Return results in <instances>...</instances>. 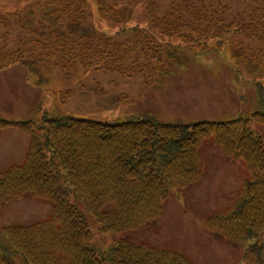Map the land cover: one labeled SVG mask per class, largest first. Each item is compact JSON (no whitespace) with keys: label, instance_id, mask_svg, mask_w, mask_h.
Here are the masks:
<instances>
[{"label":"trees","instance_id":"1","mask_svg":"<svg viewBox=\"0 0 264 264\" xmlns=\"http://www.w3.org/2000/svg\"><path fill=\"white\" fill-rule=\"evenodd\" d=\"M250 1V13L228 18L229 7L204 0H173L161 15L145 0H98L100 19L117 26L111 37L62 29L87 16V0L30 4L10 13L23 33L15 43L6 31L0 34V69L19 61L37 84L47 82L40 73L44 65L73 74L167 73L183 48L217 52L231 33L263 38L264 5ZM134 9L146 18L143 29L132 24ZM35 16L46 26H37ZM251 62L248 68L256 70V60ZM257 87L256 110L226 121L165 123L148 114L96 121L37 109L23 121L0 118V130L14 129L28 139L23 161L0 170V209L20 196L50 204L43 220L0 227V264H193L175 252L125 239L96 246L79 203L104 232L137 229L161 214L172 188L200 179L202 145L219 147L246 172L235 203L209 217L208 228L242 244L247 264H264V139L250 126L264 125V86ZM68 92H62L61 103Z\"/></svg>","mask_w":264,"mask_h":264},{"label":"rangeland","instance_id":"2","mask_svg":"<svg viewBox=\"0 0 264 264\" xmlns=\"http://www.w3.org/2000/svg\"><path fill=\"white\" fill-rule=\"evenodd\" d=\"M44 1L47 0H0V21L6 19V25L0 24V34L6 31L10 44H14L23 33L13 24L10 13ZM172 1L144 3H153L156 15H161ZM204 1L229 7L228 18L241 12L248 14L253 8L250 0ZM260 1L264 5V0ZM87 2V16L68 24L69 27L64 24L62 29L70 32L71 28L74 36H113L117 26L100 19L98 0ZM133 14L132 24L139 22L143 29L146 18L141 9H134ZM34 23L46 26L36 16ZM177 57L178 62L167 73L149 70L131 77L102 70L73 74L44 65L40 73L48 82L41 86L35 84L36 77L21 62L15 61L0 69V117L23 121L32 118L40 107V112L47 110L52 115L71 114L96 121L120 122L148 114L165 123H189L232 120L256 110V84L264 86V37L234 33L225 37L217 52L184 48ZM249 58L256 60V70L248 68L254 63H249ZM67 90L69 96L61 103L62 92ZM250 126L264 139L263 124L251 121ZM27 145V137L16 130H0V170L21 163ZM199 153L200 179L187 188H173L158 219L118 234L101 231V225L84 211L96 246L106 247L121 238L173 250L196 264H247L242 257V244L212 234L205 223L208 216L224 212L235 203L245 176L244 164L225 157L217 147L202 145ZM79 206L82 208L81 203ZM49 212L50 205L43 199L12 197L1 206L0 227L31 224L46 218Z\"/></svg>","mask_w":264,"mask_h":264}]
</instances>
